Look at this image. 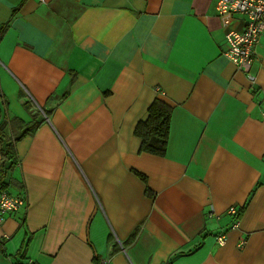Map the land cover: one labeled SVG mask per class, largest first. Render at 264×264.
<instances>
[{"label": "crops", "instance_id": "1", "mask_svg": "<svg viewBox=\"0 0 264 264\" xmlns=\"http://www.w3.org/2000/svg\"><path fill=\"white\" fill-rule=\"evenodd\" d=\"M215 3L0 0V129L37 122L5 173L24 205L0 264H264V29L253 92L222 53L246 18ZM154 99L162 156L134 134Z\"/></svg>", "mask_w": 264, "mask_h": 264}, {"label": "built area", "instance_id": "2", "mask_svg": "<svg viewBox=\"0 0 264 264\" xmlns=\"http://www.w3.org/2000/svg\"><path fill=\"white\" fill-rule=\"evenodd\" d=\"M215 8L222 17L240 14L246 18V26L243 31H229L224 36L225 49L223 55L229 59L242 72L253 92L258 90L257 76L252 66L257 55V47L260 43L264 29V0H216ZM160 91V89L157 88ZM259 104H263L260 102ZM264 117V110L260 111ZM24 205V199L18 195L9 193L5 189H0V224L7 218L8 214L18 211ZM227 213L234 217L235 222L232 227L237 226L238 210L231 206ZM208 217L216 216L213 205H209ZM218 242L222 244L223 239L218 237ZM245 241L239 242V247ZM100 264H106L102 260Z\"/></svg>", "mask_w": 264, "mask_h": 264}, {"label": "trees", "instance_id": "3", "mask_svg": "<svg viewBox=\"0 0 264 264\" xmlns=\"http://www.w3.org/2000/svg\"><path fill=\"white\" fill-rule=\"evenodd\" d=\"M172 107L160 99H154L147 109V117L140 120L134 127V134L141 140L140 151L162 156L165 153L169 121ZM42 111L47 115L48 112L44 109ZM19 123L20 132L14 133L13 137L6 136L0 129V189H6L7 183L4 182L5 173L16 164L17 154L15 150V143L21 137L28 133V131L37 124L35 119L31 123ZM239 212L237 218H239Z\"/></svg>", "mask_w": 264, "mask_h": 264}]
</instances>
